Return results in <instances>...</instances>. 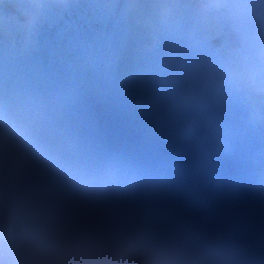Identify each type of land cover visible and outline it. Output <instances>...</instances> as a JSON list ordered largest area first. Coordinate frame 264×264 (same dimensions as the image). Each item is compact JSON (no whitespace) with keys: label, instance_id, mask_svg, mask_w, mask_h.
<instances>
[{"label":"clouds","instance_id":"clouds-1","mask_svg":"<svg viewBox=\"0 0 264 264\" xmlns=\"http://www.w3.org/2000/svg\"><path fill=\"white\" fill-rule=\"evenodd\" d=\"M69 2L0 4V264H264V237L179 202L119 160L87 155L60 131L57 110L19 67L39 29ZM75 6L131 28L129 48L152 65L133 74L146 86L175 82L179 68L188 85L183 104L209 96L246 123L264 122V0ZM159 49L171 55L153 64L147 54ZM114 60L110 53L105 66Z\"/></svg>","mask_w":264,"mask_h":264},{"label":"bare ground","instance_id":"bare-ground-1","mask_svg":"<svg viewBox=\"0 0 264 264\" xmlns=\"http://www.w3.org/2000/svg\"><path fill=\"white\" fill-rule=\"evenodd\" d=\"M256 189H257V186H256ZM261 201L264 202V198L263 197L261 198Z\"/></svg>","mask_w":264,"mask_h":264},{"label":"rangeland","instance_id":"rangeland-1","mask_svg":"<svg viewBox=\"0 0 264 264\" xmlns=\"http://www.w3.org/2000/svg\"><path fill=\"white\" fill-rule=\"evenodd\" d=\"M262 164H264V163H262ZM262 164H259L262 168L264 167Z\"/></svg>","mask_w":264,"mask_h":264}]
</instances>
